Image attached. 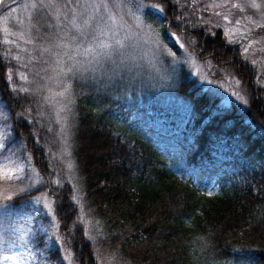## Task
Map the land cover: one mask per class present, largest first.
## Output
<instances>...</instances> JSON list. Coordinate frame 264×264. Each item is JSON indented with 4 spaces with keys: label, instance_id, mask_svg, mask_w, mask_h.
Instances as JSON below:
<instances>
[{
    "label": "trees",
    "instance_id": "1",
    "mask_svg": "<svg viewBox=\"0 0 264 264\" xmlns=\"http://www.w3.org/2000/svg\"><path fill=\"white\" fill-rule=\"evenodd\" d=\"M137 1L163 10L160 20L149 11L144 17L161 28L170 50L178 53L167 31L182 34L200 60L240 84L248 107L243 113L224 106L184 68L168 81L169 99L143 78L73 80L69 151L77 207L71 187L54 182L50 170L55 138L41 85L34 78L26 91H15L9 56L0 51V100L55 201L73 263L98 264L100 255L119 264H264V88L219 29L177 25L171 0ZM6 7L0 4V14ZM48 21L43 7L33 11L27 35L35 46L49 40ZM40 191L16 197L12 208Z\"/></svg>",
    "mask_w": 264,
    "mask_h": 264
},
{
    "label": "rangeland",
    "instance_id": "2",
    "mask_svg": "<svg viewBox=\"0 0 264 264\" xmlns=\"http://www.w3.org/2000/svg\"><path fill=\"white\" fill-rule=\"evenodd\" d=\"M171 1L178 9L175 19L177 25H182L181 22H184L191 29L206 28L208 33L219 29L226 44H237L242 59L256 72L257 85L264 88V27L258 26L264 24V0H256V3L261 5L259 8L250 7L251 0ZM33 2L34 0H4L3 4H7V7L0 14V51L6 52L9 56L10 72L8 75L11 77L9 83L15 91H26L31 83L34 84V78H36V83L41 85L45 95L43 106L53 120L48 128L49 135L55 138V146L52 148L55 152L50 155V170L54 176V182L63 179L71 187L73 200L77 207H80V196L69 151V133L73 117V80L88 77L105 80L116 76L125 79L126 76L127 78L132 76L133 79L134 77L141 78V80L143 78V80L152 82L156 93H162L166 95V99H169L168 81L174 72L184 68L199 86L217 96L224 106L234 105L243 113L248 107V98L240 84L221 69L209 65L207 60H200L198 52L189 47L183 40L182 34L173 35L174 33L167 31L178 53H174L167 47L161 28L144 17L149 11L160 20L164 17L160 7H150L137 0H116V3L109 0V11L117 18V24L112 26L111 32L104 39L121 40L123 47L119 49V53L113 52L111 59L102 58L99 63L92 65L87 63L91 60L90 56L72 53L75 57L73 60H70L68 55H62L61 63L57 64V57L48 52L42 53V49L49 48L53 52L70 51V49L52 48V45L61 43L62 40L67 39V36L73 34L69 20L65 19V13L70 17L75 3L71 7H65L66 0H56L54 7L33 8L31 6ZM35 2L38 3V0ZM234 4L238 7H233ZM42 7L46 9L49 20L47 25L49 40L47 39L41 46H35L33 40L27 35L29 30H33L29 21L33 11ZM80 10L82 9H78ZM89 15H91V10H89ZM98 16L99 14L97 18ZM165 24L168 25L167 22ZM177 38H179V43H177ZM5 41L8 42L5 43ZM180 44L184 47L181 48ZM34 47H39L40 51H33ZM76 61H81L83 68L87 70L77 71L73 67ZM61 68L64 69L66 75L61 73ZM69 68L73 70L69 72ZM61 92L63 95H58ZM233 93H238L243 100L237 99ZM260 133L264 137L263 129ZM0 139L5 145L3 149H0V161L10 157L12 161L26 165L25 171L20 174L24 177L22 181L8 180L5 170L0 169V192L13 196L11 201H5L8 205L6 212L0 210V237L5 241L0 244V258L13 255L14 259L7 261L6 264H69V260L64 257L69 256L70 251L60 234L57 217L58 227H53L50 233L39 231L41 226H49L51 216L46 217L36 212L35 209L45 210V202L50 203L55 209V201L44 191V182L29 155L25 152L23 145L14 138L8 113L1 100ZM12 167L14 165L9 163V168ZM29 185L33 186L29 187ZM21 187L26 188V191L19 192ZM37 189L42 191L34 197L46 194L39 204H36L32 197L18 210L12 208V202L16 197ZM78 221L84 225L86 236L88 240H91L89 222L81 212ZM21 236L23 239H19ZM57 236L61 237L59 244L55 243ZM97 257H99L98 264H119L111 258L100 255ZM69 259L71 264H74L71 253Z\"/></svg>",
    "mask_w": 264,
    "mask_h": 264
},
{
    "label": "snow or ice",
    "instance_id": "3",
    "mask_svg": "<svg viewBox=\"0 0 264 264\" xmlns=\"http://www.w3.org/2000/svg\"><path fill=\"white\" fill-rule=\"evenodd\" d=\"M4 0H0V4H3ZM75 3V7H72L71 16L69 17L67 13H65V19L69 20L71 24V32L73 33L70 36H67L66 40H62L61 43H55L52 45V48L55 49H70L69 52H53L49 48L42 49L43 52H48L50 55L57 57L56 63H61L62 55H68L70 60H73L75 57L72 53L81 56H90L91 60L87 61L89 65L93 63H99L102 58L111 59L113 52L119 53V49L123 47V42L121 40H106V37L112 29V26L117 24V18L110 13L109 11V0H66L65 7H71ZM113 3H116V0H113ZM56 4V0H38V3H32V7L36 8L38 6H47V7H54ZM150 7H156L155 5H149ZM252 8H259L261 5L256 3V0H251L249 4ZM233 7H238V5H233ZM78 9H82L78 11ZM89 10H91V15H89ZM243 10V9H241ZM57 11L59 9L57 8ZM97 14H99L97 18ZM58 19V17H57ZM103 25V27H101ZM259 27H264V24L258 25ZM114 35V33L112 34ZM175 35V34H173ZM8 41H5L7 43ZM29 43L31 41H28ZM177 43H179V38H177ZM85 44L87 46H85ZM180 47L183 48L184 45L180 44ZM245 51L247 52L248 49L246 48ZM123 62V61H121ZM79 66V67H77ZM77 71L87 70L83 68V64L81 61H76L73 65ZM73 68H69L68 71L71 72ZM61 73H64V69H60ZM66 75V73H64ZM11 77H9L10 79ZM211 83V82H210ZM67 91V88H65ZM58 95H63V92L58 93ZM237 99L243 100V97L239 96L238 93H233ZM63 111V109H61ZM63 131V129H62ZM5 147L2 139H0V149ZM9 163L13 164L14 167L9 168ZM26 165H22L17 163L16 161H12L11 158H7L4 161H0V169L5 170V175L8 180H23L24 177L20 174L25 171ZM31 179V177H28ZM33 185H29L32 187ZM26 191V188L21 187L19 192ZM46 194H42L41 197H34V201L36 204L41 202V199ZM0 210H4L6 212L8 205L5 201H11L13 199L12 195H4L0 192ZM44 209H35L36 212L41 213L44 216H51V222L48 227L41 226L39 231L44 233H50L53 227H58L56 224V215L55 209L52 207L50 203L45 202ZM87 235V233H86ZM51 239V236L49 237ZM19 239H23L21 236ZM61 242V237L57 236L55 243L59 244ZM5 243L2 237H0V244ZM70 256V253H69ZM69 256H65L64 259L69 260V264H71V260ZM13 255H5L0 258V264H6L7 261L13 260Z\"/></svg>",
    "mask_w": 264,
    "mask_h": 264
}]
</instances>
